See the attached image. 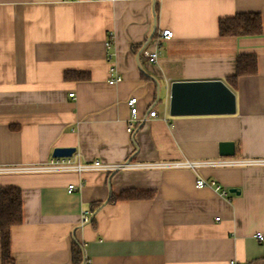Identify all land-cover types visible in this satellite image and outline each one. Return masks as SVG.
Masks as SVG:
<instances>
[{
  "label": "crops",
  "instance_id": "crops-1",
  "mask_svg": "<svg viewBox=\"0 0 264 264\" xmlns=\"http://www.w3.org/2000/svg\"><path fill=\"white\" fill-rule=\"evenodd\" d=\"M245 12L261 13L260 35H220V18ZM165 28L173 37L153 61ZM244 54L258 71L231 84ZM218 79L235 93L233 113L170 114L172 82ZM59 147L115 164L264 159V0H0V166L43 163ZM199 176L237 191L197 187ZM2 186L23 192L15 264H73L76 240L88 264H264V166L2 173ZM129 189L153 196L110 202ZM2 253L0 236V264Z\"/></svg>",
  "mask_w": 264,
  "mask_h": 264
},
{
  "label": "built area",
  "instance_id": "built-area-1",
  "mask_svg": "<svg viewBox=\"0 0 264 264\" xmlns=\"http://www.w3.org/2000/svg\"><path fill=\"white\" fill-rule=\"evenodd\" d=\"M173 31L169 28L162 29L158 37L156 38V49L149 53V57L153 61L158 60L159 56V49L162 44L161 40L163 38H172L173 37ZM112 37H110V40L106 43L108 48V58L111 59V48H112ZM112 78L110 80V83H116V81L121 79V76L116 75L114 73V70L111 69ZM74 95V92L70 94L72 97ZM137 98L131 97L128 100V105L130 107V116L127 123V131L133 132L134 128L138 124V116H137ZM148 115L153 118L157 117V112L155 109H152L149 111ZM146 118H142V122H146ZM220 165H243V166H249V165H257V166H264V159H217V160H176V161H162V162H137V161H127L123 163H107L102 162L98 159H93L89 161H82L80 159V154L76 151L71 156H59V157H52L49 160H46L43 163H32L31 165H23V164H16L13 166H0V174L2 173H9V174H16V173H23V174H45V173H52V174H60V173H73V174H79L83 175L89 172H115L120 169H133V168H140V169H162V168H189L197 171V169L206 167V166H220ZM195 185L200 188H204L206 186L212 187L217 191L220 195L226 196L230 193V190L226 187L218 184L214 180H205L201 176H199L196 179ZM78 186L76 184H69L68 185V191L74 192ZM89 212L84 211L82 214L83 222H88ZM219 219V218H217ZM256 237L264 241V235L261 232H258L256 234ZM85 264H88L87 260L84 262Z\"/></svg>",
  "mask_w": 264,
  "mask_h": 264
},
{
  "label": "trees",
  "instance_id": "trees-1",
  "mask_svg": "<svg viewBox=\"0 0 264 264\" xmlns=\"http://www.w3.org/2000/svg\"><path fill=\"white\" fill-rule=\"evenodd\" d=\"M219 33L221 36H257L263 31L261 13H238L231 17L220 18ZM258 58L256 54L239 55L237 58V74L227 80L233 84L240 76L257 73ZM75 72H67L66 77L77 75ZM153 196V191H141L137 189L125 190L119 195H112L110 202L119 200H134ZM23 192L20 187L2 186L0 189V236H2V264H15L10 251V230L23 221ZM100 204L97 206L99 207ZM73 264H85L82 249L77 240L73 245Z\"/></svg>",
  "mask_w": 264,
  "mask_h": 264
},
{
  "label": "water",
  "instance_id": "water-1",
  "mask_svg": "<svg viewBox=\"0 0 264 264\" xmlns=\"http://www.w3.org/2000/svg\"><path fill=\"white\" fill-rule=\"evenodd\" d=\"M170 86L171 115L231 114L236 109L235 93L221 79L175 80ZM75 151V147H59L54 150L53 156H71ZM220 154L224 156L235 155V143L221 142ZM230 191L236 192L237 188H232Z\"/></svg>",
  "mask_w": 264,
  "mask_h": 264
}]
</instances>
